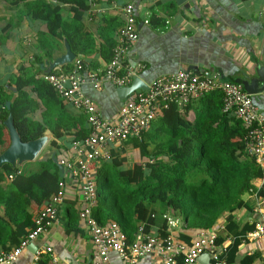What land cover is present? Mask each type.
Instances as JSON below:
<instances>
[{"label": "crops", "instance_id": "obj_1", "mask_svg": "<svg viewBox=\"0 0 264 264\" xmlns=\"http://www.w3.org/2000/svg\"><path fill=\"white\" fill-rule=\"evenodd\" d=\"M42 1L61 8L66 22L57 35L50 30L47 20L37 15ZM192 1L194 5H191ZM125 2L126 0H86L88 8L85 10L79 9L77 3L61 0H0V91L8 95V101L12 103L18 95L16 81L19 78L28 80L29 85L25 90L34 100V110L29 111L27 116L30 120L41 122L46 128L44 134L49 136L38 157L29 161L34 163L31 168L24 167L28 161L14 166L19 168V172L40 170L42 160L54 161L56 157L59 163L62 159L74 161L79 156L78 148H75L76 142L80 141L78 136H84L89 130L91 132L87 115L55 92L45 79L47 72L41 64L64 54L65 40L69 39L71 48L72 44L79 48L78 51L72 48L76 54L75 60L58 66L51 72L72 71L76 60L81 59L86 69L102 74L111 60L119 30L125 23ZM136 13L139 37L131 44L125 64H142L143 69L139 71V75L149 83L161 75L173 74L179 70L210 72L219 74L224 80L235 81L246 72H255L257 66H264V0H188L181 5L174 0H138ZM45 87L48 90L46 93L43 91ZM83 90L96 102L104 119L116 120L123 101L118 97L115 84L104 81L101 88H95L87 83ZM252 96L264 116V91ZM214 97L216 99V95ZM198 103L200 102L194 101L193 107ZM187 106L181 111L183 119L187 114ZM188 109L187 118L192 120L196 110ZM162 112L160 110L155 119ZM69 124L71 127H64ZM54 126L59 129L60 135L53 132ZM149 129L144 132L142 140L130 137L110 142L103 148L108 156L102 155L93 164L96 183L104 164H109L111 169L112 165H117L118 170L127 175L135 165L145 166L154 159L150 154L157 140L148 139ZM4 138L10 140L6 126ZM146 140L148 143L145 149L143 144H146ZM5 144L4 146V142H0V152L10 145L6 141ZM55 164L59 168L56 162ZM59 170L64 175L62 180L66 181V191L58 219L28 245L31 249L27 246L20 257L10 264H34L37 262L36 250L48 247L52 250L43 252L37 264L97 262L91 233L80 217L84 200L78 181L69 176L67 170ZM10 180L8 176L5 182ZM135 180V177L130 178V182ZM45 203L47 202L41 206L34 205L31 211L36 215ZM165 214L177 218V225L171 228L167 220L165 228L160 221L147 233L161 237L172 233L176 239L192 244L196 235L204 230L188 227L182 219L169 211ZM226 215L213 227L214 230H220L219 241L226 245L224 253L228 252L229 245L234 241L233 233L228 231V227L225 228ZM234 223L239 229L245 225L255 228L257 223L264 224V175L253 180V188L243 196L242 204L234 212ZM221 225L225 229H221ZM250 232L242 238L235 258H225L226 264H240L248 255L256 256L252 264H264V235L253 238ZM32 243L38 246L37 249ZM18 246L0 245V251H10ZM159 259L157 253H152L135 263H129L116 252H111L109 264H154ZM194 264L202 263L197 260Z\"/></svg>", "mask_w": 264, "mask_h": 264}, {"label": "trees", "instance_id": "obj_2", "mask_svg": "<svg viewBox=\"0 0 264 264\" xmlns=\"http://www.w3.org/2000/svg\"><path fill=\"white\" fill-rule=\"evenodd\" d=\"M61 1L77 3L79 9L88 8L86 0ZM40 4V13L36 14L45 18L50 30L57 35L66 22L60 6L47 5L45 1ZM72 48L79 50L75 44ZM112 57L113 51L110 59ZM16 83L18 95L10 108L6 105L10 98L0 91V142H4V146L3 121L10 112L23 141L36 139L46 130L41 122L27 116L34 110V100L25 90L28 80L19 78ZM43 91L48 90L45 87ZM223 97V92L216 89L193 100L187 106L184 119L178 103L171 102L164 108L148 133V139L157 140L150 154L155 159L153 163L135 165L127 175H123L117 165H112V170L109 164H104L97 178L95 219L100 224L116 222L132 242L140 226L149 232L161 221L166 228L167 211L188 227L199 229L213 228L227 214L225 228L233 233L234 241L222 258L234 259L242 238L254 230V226L246 225L239 229L234 223V212L242 204L243 196L253 188V180L263 176V169L246 150L247 128L242 120L223 110ZM194 101L200 103L193 107ZM188 108L196 110L192 120L187 118ZM58 128H52L56 135L61 134ZM89 132L78 136L79 140L83 141ZM147 143L148 140L143 144L145 149ZM40 163V170L35 172H19V168L10 163L0 166V245L18 246L33 227L35 214L31 208L50 201L59 191L62 172L53 159ZM11 175V180L5 182ZM133 177L135 182H130ZM255 259V255H248L240 264H252ZM182 260L180 257L179 261Z\"/></svg>", "mask_w": 264, "mask_h": 264}, {"label": "built area", "instance_id": "obj_3", "mask_svg": "<svg viewBox=\"0 0 264 264\" xmlns=\"http://www.w3.org/2000/svg\"><path fill=\"white\" fill-rule=\"evenodd\" d=\"M137 1L126 0L123 5L125 23L119 30L113 48V57L102 74L84 68V62L77 59L72 71L50 72L45 75V79L61 98L86 113L91 128L90 134L83 141L76 142L75 148H78L79 156L74 161L62 159L59 163L80 186L84 200L80 217L92 236L97 259L95 264H109L111 252H116L129 263H135L149 254L157 253L160 259L154 264H194L200 255L210 252L212 264H226V260L222 258L226 245L219 241L220 230L214 228L201 230L192 244H187L176 239L172 233L161 237L147 233L141 226L135 239L130 242L116 222L100 224L93 215V209L98 204V186L93 164L96 159L107 153L103 152V148L110 142L126 140L130 137L142 140L144 132L151 127L158 112L167 108L171 102L178 103L182 111L193 100L216 89H220L224 94L223 110L234 113L246 126V150L255 157L264 175V116L260 113L253 96L241 84L224 80L219 74L179 70L173 74L161 75L149 83L148 90H137L129 95L123 101L115 121L106 120L101 116L96 102L84 92L85 84L91 83L93 87L101 88L102 83L108 81L117 87L127 86L133 76L139 75V71L143 69L140 63L125 64L131 44L139 37ZM151 162H154V159ZM65 187L66 181L61 180L58 193L38 210L33 227L18 247L10 251H0V264L16 261L31 242L56 222L60 207L65 200ZM165 217L171 228L177 225V218L167 214ZM220 228L223 229L224 226L221 225ZM249 234L253 235V238L264 235V224L257 223ZM51 250V247L45 250L37 249L36 261L38 262L43 252ZM180 257L183 259L182 262L179 261Z\"/></svg>", "mask_w": 264, "mask_h": 264}, {"label": "water", "instance_id": "obj_4", "mask_svg": "<svg viewBox=\"0 0 264 264\" xmlns=\"http://www.w3.org/2000/svg\"><path fill=\"white\" fill-rule=\"evenodd\" d=\"M178 4H183L188 0H174ZM194 5V2H190ZM66 52L55 60H45L41 67L45 72L50 73L54 68L62 66L66 63L73 62L76 58V54L73 52L70 44L65 40ZM234 82L241 84L244 89L251 95H257L264 91V66H257L255 72L245 73L242 77L237 78ZM149 82L144 79L143 76L134 75L129 85L123 87H116L118 97L121 101L127 99L129 95L137 90H148ZM7 108L11 107V101L6 102ZM6 126L9 136L10 145L0 152V166L4 163H10L13 166L22 165L27 161L35 160L41 153L46 143L49 140V136L44 134L36 139L23 141L21 133L15 124V118L12 112L6 120L3 121ZM54 161L58 164L59 168L64 171L63 165L58 163V159L54 157ZM34 245L37 249L38 246ZM28 248H32L28 246ZM35 249V250H36ZM210 252H206L199 256L198 261L202 264H210Z\"/></svg>", "mask_w": 264, "mask_h": 264}, {"label": "rangeland", "instance_id": "obj_5", "mask_svg": "<svg viewBox=\"0 0 264 264\" xmlns=\"http://www.w3.org/2000/svg\"><path fill=\"white\" fill-rule=\"evenodd\" d=\"M160 135H161V134H160ZM3 140L6 141V142H8V143H10V140H9V139L6 140V139L4 138ZM33 164H34L33 162H29V161H28V163H26V164L24 165V167H25V168H31V167L33 166ZM36 214H37V213H36Z\"/></svg>", "mask_w": 264, "mask_h": 264}]
</instances>
